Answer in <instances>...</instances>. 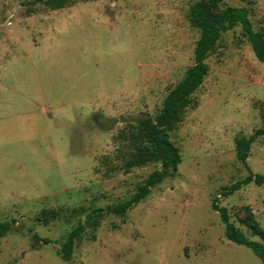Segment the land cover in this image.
I'll use <instances>...</instances> for the list:
<instances>
[{
	"label": "rangeland",
	"instance_id": "374dc122",
	"mask_svg": "<svg viewBox=\"0 0 264 264\" xmlns=\"http://www.w3.org/2000/svg\"><path fill=\"white\" fill-rule=\"evenodd\" d=\"M198 0H74L59 10L0 0V264H66L60 246L97 208L128 199L159 164L125 169L130 126L154 118L193 64ZM242 7L264 32V0ZM193 107L168 133L176 172L124 219L104 216L73 244L70 264H261L227 241L211 202L249 239L264 234V186L229 196L246 176L234 141L262 127L264 65L239 26L221 33ZM249 170L264 176V136L251 144ZM42 211L55 218L42 219ZM46 238L43 245L32 239Z\"/></svg>",
	"mask_w": 264,
	"mask_h": 264
},
{
	"label": "trees",
	"instance_id": "16d2710c",
	"mask_svg": "<svg viewBox=\"0 0 264 264\" xmlns=\"http://www.w3.org/2000/svg\"><path fill=\"white\" fill-rule=\"evenodd\" d=\"M24 7L41 5L49 10H59L69 6L74 0H21ZM222 0H198L189 10V23L197 29L198 39L193 50V64L186 70L184 78L166 94L159 113L154 117H144L136 120L135 126H130L126 137L127 154L123 161L125 169L142 167L150 163H158L159 169L151 172L147 178L136 187L133 194L126 200L110 207L97 208L85 215L84 222H78L67 235L60 246L61 260L70 264L74 242L80 238L86 229H96L104 216L113 215L124 219L127 212L147 197L150 191L159 185L163 179L172 176L180 163V154L168 138L180 120L182 113L193 107L190 96L201 85L208 72L205 63L208 55L214 50L222 32L239 26L243 31L250 49L257 61L264 65V32L253 31L247 18V12L242 7H226L220 9ZM262 127L249 137H238L234 141V156L236 161L246 170L242 179L222 188L221 195L229 196L241 187L253 183L264 186V176L252 173L246 163L250 146L257 137L264 136V109L262 112ZM217 197L211 202V210L216 212L224 227V237L227 241L250 249L264 264V244L249 239L240 229L234 226L224 207L218 206ZM54 212L42 211V219L55 218ZM11 223L0 222V239L10 230ZM253 236L264 238L262 230L256 224L248 225ZM32 239L43 245L50 244L46 238L33 234Z\"/></svg>",
	"mask_w": 264,
	"mask_h": 264
}]
</instances>
